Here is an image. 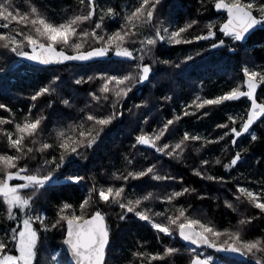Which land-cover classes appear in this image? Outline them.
Returning <instances> with one entry per match:
<instances>
[{
	"label": "trees",
	"instance_id": "trees-1",
	"mask_svg": "<svg viewBox=\"0 0 264 264\" xmlns=\"http://www.w3.org/2000/svg\"><path fill=\"white\" fill-rule=\"evenodd\" d=\"M30 3L54 23H60L75 14H85L88 10L87 0L83 4L81 0H30ZM256 3L264 4V0H256ZM138 4L139 0H95L94 16L81 28L91 30L100 22L102 28L96 31L99 35L107 36L125 24L124 17ZM13 8L25 12L29 10V4L25 0H13ZM109 8L115 13L111 17L106 15ZM253 13L259 15L255 10ZM101 16L105 17L103 21ZM224 18V12L214 8V0H161L151 24H142L133 29L135 35L130 36L123 45L137 58L131 61L105 59L84 64L64 62L55 66L37 67L22 61L20 56L9 49L0 47V104L7 109H0V118L13 121L0 125V128L15 132L14 124L22 122L26 115L30 118L43 116L37 142L33 144L30 140L26 141L27 146L34 151L20 159L18 167L27 169L21 175L37 172L46 175L49 171L53 172L52 181L31 201L29 209L25 212L13 209L16 219L7 218L6 205L0 198V242L8 245L7 252L16 254L14 241L10 238L14 234L12 229L22 228V220L28 215L40 216L43 225L40 221L33 222V227L38 231L34 264H52L54 252H58L56 260L70 264L68 253L63 248L65 222L61 221L55 228L51 225L59 219L57 213L64 203L73 206V209L67 210V214L75 210L79 215L80 203L91 193L93 202L85 210L86 217L99 210L104 213L109 230L104 264H148V255L163 254L166 247H174L178 251L164 260L152 261V264L190 262L195 252L190 251L189 245L179 241L175 225H170L172 235L166 236L152 229L146 221L139 220L133 213H125L117 204L99 201L97 192L109 186L124 188L125 203L142 199L151 193V197L142 200L137 210H150L149 214L157 223L167 225V217L178 215V210L183 209L186 216L200 219L221 232L225 229L240 230L245 240H264V213L243 199H236L239 195L237 187L264 193V117L254 122L248 133L235 138L236 143H232L234 137L230 129H240L251 107L247 98L205 106L199 110L192 105L197 96L213 99L237 85L243 87L245 68L264 73V25L258 26L244 43H240L220 33L218 28ZM193 20L197 23L183 34L192 40L191 43L173 44L165 38L163 41L158 40L155 46H150L149 54L141 48V41L149 36L155 37L157 27L168 28L171 32ZM2 23L4 21H0ZM209 23L213 25L214 41L194 40L193 37L208 31L206 25ZM20 27L13 22L9 29L0 27V33ZM221 40L224 41L223 45L212 47V44H218ZM57 47L59 49L60 46ZM94 47H101V44L89 37L81 51ZM22 50L28 51L29 48L25 46ZM66 52L74 53L70 48ZM141 55L144 56L143 60L138 59ZM149 55L156 58L155 62L180 59L181 72L185 78H174L171 81L170 77L162 75L143 83L134 80L128 82L127 86L132 90L126 97L117 98L111 93L107 94V99L101 96L99 89L104 82L103 78L132 74L138 79L139 70L135 65H149ZM45 86L52 91L33 101L31 97ZM90 94L100 99L94 100ZM256 99L258 103H264V84L256 89ZM65 100L69 103H63ZM185 111L190 114L184 115ZM89 114L96 117L115 114L116 118L104 126L91 148H79L77 153L66 155L63 166L56 169L62 152L58 146L57 133H68L71 126L80 123H84L85 128L92 127L93 123L86 119ZM177 116L179 120L175 119ZM229 117H233L236 122L233 123ZM169 119L174 120V123L155 142L157 147L169 145L164 152L136 143L139 135L144 133L153 136ZM222 124L228 127H218ZM95 127L98 130L100 126ZM225 132L229 135H224ZM185 133L201 139L186 141L182 151L167 155ZM252 134L257 137L254 141L251 139ZM42 143L53 147L42 152L35 151ZM4 153L19 155L8 147L6 136L0 134V154ZM237 153L241 157L237 164L225 168ZM45 161L55 163L45 165ZM152 166H155L152 174L123 179L129 172L137 173ZM197 172L200 175H196ZM153 175L165 179H153ZM69 177L82 179L79 183H72ZM185 188L189 191L171 201L167 199ZM93 189L96 191L93 192ZM22 194L31 195V190H23ZM226 202H230L233 207H227ZM155 213L162 215L156 216ZM122 214L126 216L124 220L120 219ZM242 219L250 222L240 225ZM224 238L221 237L217 244ZM197 249L213 258L211 264H255V259L261 256L257 253L256 258L247 256L246 260H241L207 246Z\"/></svg>",
	"mask_w": 264,
	"mask_h": 264
},
{
	"label": "snow or ice",
	"instance_id": "snow-or-ice-1",
	"mask_svg": "<svg viewBox=\"0 0 264 264\" xmlns=\"http://www.w3.org/2000/svg\"><path fill=\"white\" fill-rule=\"evenodd\" d=\"M29 4V10L21 12L18 9L13 8V0H0V21L4 23L0 24V27L9 29L10 25H20V28H13L10 32L0 33V47L9 49L16 55L23 57L29 61H34L42 65L59 64L65 61L79 60L87 61L94 57H104L111 50L114 49V54L117 57H123L127 59H137L133 56V52L123 45L127 42L130 36L135 35L133 29L142 24H151L154 19V14L157 6L161 3V0H139V4L125 17V24L114 33L107 36L99 35L97 29L102 28V24L97 22L95 28L88 30L81 28V25L92 20L94 16L95 0H87V8L85 14H75L68 17L66 20L60 23H54L49 20L38 9L30 3V0H25ZM85 0H81L83 4ZM214 8L217 11H224L227 13L226 22L220 25L219 31L225 36H230L234 41H241L245 38V34L257 26L264 25V4H257L256 0H214ZM253 10L259 13L254 15ZM114 10L109 8L106 15L111 17L114 15ZM104 16H101V21L104 20ZM197 21L193 20L185 26L178 28L175 31L169 32L168 28H156L155 37H147L141 41V48L147 53L150 51V46H155L157 41H163L165 38L170 43L181 44L191 43L183 36L185 32L191 29ZM208 29L207 35H200L193 37L194 40H207L212 38L215 33L213 32V25L209 23L206 25ZM27 29V31H25ZM163 32V34H161ZM15 33V34H12ZM17 37H22L17 39ZM101 44V47L92 48L89 51H81L87 43L88 38ZM224 44L221 40L219 43L212 44L213 48L219 47ZM27 46L30 52L23 51L22 49ZM57 46H60L59 49ZM72 49L75 54L69 55L66 49ZM139 60H143L144 56L141 55ZM191 59V57H188ZM164 63H168L164 61ZM135 67L138 71V79L132 74L124 76L110 75L103 78V84L99 91L104 99H107V94L111 93L117 98H123L128 95L132 90L128 87V82L134 81L143 83L149 79L151 67L147 64H137ZM245 77L243 81V87L237 85L230 91L225 92L223 95L217 96L213 99H201L197 96L192 105L197 110L204 108L205 106H217L227 101H236L241 98H247L251 102V107L247 111V118L243 120V123L239 130L231 128L230 132L234 139L232 143H236V139L245 133L249 132L250 127L259 118L264 117V103H258L256 99V89L260 84H264V73L257 71H250L248 68L243 70ZM80 83V81H77ZM246 88V90H243ZM52 91L49 87H41L32 97L33 101L37 100L40 96ZM92 98L99 100L94 94ZM63 103L68 104L67 100ZM0 109H5V105L0 104ZM7 110V109H5ZM31 111V110H30ZM185 111L184 115H189ZM115 114L106 117H96L94 115H87V121L93 123L92 127L85 128L84 123L79 125H73L70 128V132L60 131L57 133L59 140V148L62 150L60 155V162L56 164V169L63 166L66 155L74 154L78 152L79 148L87 147L91 148L96 143L103 131L104 126H107L115 119ZM179 120L180 117H175ZM44 120L43 116L36 118H30L26 115L22 122H16L14 124L15 132L7 131L0 128V134L6 136L7 144L10 149H14L19 155H9L7 153L0 154V198L3 199V203L6 205L7 218L9 220L16 219V215L13 209H19L20 212L31 207V201L38 195V193L48 185L53 179V172L49 171L46 175H40L39 172L33 174L21 175V173L27 172L26 168L18 167V162L24 156L34 151L33 148L28 147L26 141H31L33 144L37 142L36 137L40 131V126ZM233 123L236 120L233 117H229ZM13 123L11 120L0 118V125ZM174 123V120L169 119L162 129H160L153 136L140 135L136 138V143L140 145H147L155 148L158 152H164L169 148V145L164 144L163 147H157L156 141H159L165 133L168 131L170 125ZM96 125L100 126L96 129ZM221 128H227L228 125H218ZM78 134V135H76ZM224 135H229L225 132ZM201 139L199 136H190L185 133L182 140L176 143L172 147L171 151L167 152V155L172 156L177 150H183L182 145L189 140L196 141ZM223 139V137H221ZM251 139L254 141L257 139L255 134L251 135ZM209 143L213 141H208ZM53 145L48 143H42L35 151H45ZM240 154L231 160L230 165H225V168L235 166L240 160ZM45 165L49 163H55V161H45ZM204 163H207L205 161ZM219 163V161H217ZM43 167V165L41 166ZM154 167H148L146 170L133 173L129 172L123 179L140 178L154 172ZM16 169V171H12ZM196 175H200L199 172ZM121 177H116L120 179ZM153 179H165L159 175H153ZM213 179L212 177H208ZM72 183H79L81 177H69ZM12 181H21L20 183H11ZM29 189L31 195H23L22 191ZM93 192L96 190L93 189ZM189 189L185 188L182 192H175L167 199H172L183 195L188 192ZM236 196L237 200L243 199L252 207L259 209L264 213V193L254 192L245 187H237ZM124 188H113L111 186L107 188H101L97 192L99 201L104 203L117 204L125 213H133L139 220L146 221L150 224L151 228L163 233L166 236L172 235V229L170 225H175L179 233V237L191 245L199 247L200 245H206L208 248H213L216 251H223L225 253L240 254L241 256L257 257V253L261 256L255 259V264H264V240H245L243 239L242 232L240 230L225 229L223 232L217 230L214 226L202 222L200 219L190 218L185 215L183 209L178 210V215L169 216L168 224L157 223L152 219L149 214L150 210H137L142 203V200H148L151 197V193L142 197V199L128 200L126 203L123 200ZM91 193L85 198L79 205L80 214L77 215L75 210L71 211V214H67V210L73 209V206L69 203H64L57 215L59 219L51 225L55 228L61 221L66 222V237L63 240V244L67 246L71 256L75 260V264H104L105 250L109 243V230L105 223L104 215L99 211L92 213L90 218H86V208L92 203ZM226 206L232 208L233 205L230 202H226ZM156 216L162 215V213H155ZM125 215H121L120 219L124 220ZM34 220L40 221L43 225V218L40 216L32 217L26 216L22 220V228H13L14 233L10 238L14 241V249L16 254H10L7 252L8 245L4 242H0V264H34V258L36 256V246L38 243V231L33 227ZM248 220H240L239 224L244 225L249 223ZM45 230L47 226L45 225ZM225 237L218 245L217 241ZM178 250L174 247H166L163 254H151L147 256L148 264H152V261L164 260L165 257L172 256ZM190 251L195 252L193 248ZM133 255L144 256V253H134ZM211 256H206L203 259L201 255H194L190 260V264H210L212 261Z\"/></svg>",
	"mask_w": 264,
	"mask_h": 264
},
{
	"label": "rangeland",
	"instance_id": "rangeland-1",
	"mask_svg": "<svg viewBox=\"0 0 264 264\" xmlns=\"http://www.w3.org/2000/svg\"><path fill=\"white\" fill-rule=\"evenodd\" d=\"M160 28H161V30L163 29L162 27H160ZM155 33L156 32H154V34ZM207 33H208V31L206 33L202 34V35H207ZM161 34H163V32H161ZM214 38H215V35L212 38H210V40L213 42L214 41ZM147 53L149 54L151 52L147 51ZM150 55H149V59H150L149 66L151 67V72H150V75H149V80L150 79H155L157 77H161L162 75L163 76L166 75L167 78L170 77L171 78V81L174 80V78L176 80L177 79L178 80L179 79L181 80V79H184L185 78L184 77V74H182V72H181V69H182V61H180V59H177V60H175L173 62L168 61V63H163L161 61L160 62H155L156 61V58H152ZM193 60L195 61V60H197V58H193ZM157 71L159 72V74H157ZM173 71H175L176 73H173ZM144 135H146V134H144ZM102 214L104 215V213H102ZM193 248H196V247L190 246V250L193 249ZM211 249H213V248H211ZM213 250H215V249H213ZM57 253L58 252H54L53 255H52V259H51L52 264H67V263H64V262H62L60 260H56ZM196 254H200L202 257L208 256V255H206L204 253L203 250L197 249V248H196V251H195V255Z\"/></svg>",
	"mask_w": 264,
	"mask_h": 264
},
{
	"label": "water",
	"instance_id": "water-1",
	"mask_svg": "<svg viewBox=\"0 0 264 264\" xmlns=\"http://www.w3.org/2000/svg\"><path fill=\"white\" fill-rule=\"evenodd\" d=\"M222 12V11H221ZM224 12V11H223ZM226 13V12H225ZM254 14V13H253ZM255 15V14H254ZM226 16H227V13H226ZM227 19V18H226ZM226 19L221 23V24H223L224 22H226ZM220 24V25H221ZM220 27V26H219ZM258 27V26H257ZM257 27H255L254 29H252V30H250L248 33H246L245 34V38L243 39V40H241V41H239L240 43H244L247 39H248V37L250 36V34L257 28ZM219 29V28H218ZM94 48H96V47H94ZM92 48H90V49H87V50H84V51H89V50H91ZM27 52H30V49L27 51ZM67 54H69V55H73V54H75V53H69V52H67ZM20 59L22 60V61H25L26 63H28L29 65H33V66H37V67H49V66H55V65H58V64H49V65H42V64H39V63H37V62H34V61H29V60H27V59H25V58H23V57H20ZM105 59H117V60H120V59H122V60H128V61H131L130 59H127V58H123V57H117L115 54H114V51L111 53V54H107L106 56H104V57H94V58H92V59H90V60H87V61H79V60H71V61H65V62H68V63H76V64H84V63H89V62H92V61H95V60H100V61H103V60H105ZM64 63V62H63ZM59 64H62V63H59ZM245 79V78H244ZM261 85V84H260ZM260 87V86H259ZM258 87V88H259ZM257 88V89H258ZM142 146H144V147H148V148H152V147H149V146H147V145H142ZM94 213V212H93ZM91 216V215H90ZM90 216H88V217H86V218H90ZM105 223H106V220H105ZM65 228H67V226H66V222H65ZM178 234V239H179V241L182 243V244H184V245H190V246H193V247H196V248H203V247H206V245H200L199 247H197V246H195V245H191L189 242H186V241H183L180 237H179V233H177ZM66 237V230H65V234H64V238ZM64 240V239H63ZM63 248H64V250L68 253V262L69 263H71V264H75V260L73 259V257L71 256V253L69 252V250H68V248H67V246L66 245H64L63 244ZM220 252H222V253H224V254H226V255H230V256H234V257H236V258H238V259H241V260H246L247 259V256H241L240 254H232V253H225V252H223V251H220ZM196 255H200V254H196ZM105 258H106V250H105ZM201 258L203 259L204 257H202L201 256ZM104 263H105V260H104ZM188 264H190V262L188 263ZM210 264H211V262H210Z\"/></svg>",
	"mask_w": 264,
	"mask_h": 264
},
{
	"label": "flooded vegetation",
	"instance_id": "flooded-vegetation-1",
	"mask_svg": "<svg viewBox=\"0 0 264 264\" xmlns=\"http://www.w3.org/2000/svg\"><path fill=\"white\" fill-rule=\"evenodd\" d=\"M222 12H223V11H222ZM224 15H225V18L223 19V21H224V20L227 18V16H226V13H225V12H224ZM223 21H222V22H223ZM222 22H221V23H222ZM220 33H221V32H220ZM223 36L225 37V35H224V34H223ZM244 90H246V88H245ZM260 103H261V102H260Z\"/></svg>",
	"mask_w": 264,
	"mask_h": 264
}]
</instances>
